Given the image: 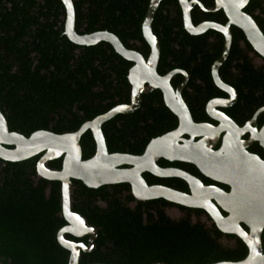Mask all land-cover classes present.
Listing matches in <instances>:
<instances>
[{"label":"trees","instance_id":"obj_1","mask_svg":"<svg viewBox=\"0 0 264 264\" xmlns=\"http://www.w3.org/2000/svg\"><path fill=\"white\" fill-rule=\"evenodd\" d=\"M199 1L206 8L215 5V0ZM149 2L73 0L75 30L79 34L111 32L126 48L147 59L150 47L142 23ZM246 12L264 33V0H250ZM191 16L194 25L205 20L227 21L224 13L206 12L198 6ZM65 18L61 0H0V111L11 132L26 137L40 130L72 133L115 106L130 103L128 73L133 63L106 42L94 46L72 43L64 34ZM152 30L161 44L158 72L178 66L191 73L193 80L183 97L195 122H210L205 103L222 94L213 83L211 66L223 51L224 36L213 30L190 35L178 0L161 1ZM232 34V58L221 75L237 90L239 101L234 109L223 111L243 126L264 107V72L254 67L241 48L244 33L234 26ZM199 60L201 65H196ZM257 121L259 127L264 125V113ZM177 125L161 91H156L142 97L136 112L117 115L103 124L102 131L109 153L141 155L152 139ZM80 145L83 160L94 156L96 145L90 131ZM248 151L264 160L259 144ZM40 157L15 163L0 159V264H69L70 253L57 239L66 224L61 183L39 177ZM62 161H51L48 168L60 170ZM158 165L176 167L205 184L222 186L192 164L161 159ZM143 177L148 185L189 193L187 183L179 178L162 179L149 173ZM73 186L72 211L97 230L94 250L82 253L79 264H215L238 262L248 254L241 239L220 232L203 210L164 199L136 200L126 183L91 189L74 180ZM172 207L183 216L170 217L166 211ZM66 238L77 241L69 235Z\"/></svg>","mask_w":264,"mask_h":264},{"label":"water","instance_id":"obj_2","mask_svg":"<svg viewBox=\"0 0 264 264\" xmlns=\"http://www.w3.org/2000/svg\"><path fill=\"white\" fill-rule=\"evenodd\" d=\"M162 0H150L142 23V34L150 47L147 59L139 52L126 48L120 39L108 31L79 34L75 30V8L73 0H61L66 18L64 34L79 46H94L100 42L110 44L123 59L133 63L128 73L131 85L129 104L117 105L108 112L85 122L77 131L56 134L47 130L32 133L29 137L9 131L7 121L0 111V159L6 162H21L41 155L37 163L39 177L61 183L62 215L67 225L57 235L59 244L69 251V264H79L81 252L89 253L94 248L97 230L87 220L72 211L73 181L97 189L106 185L129 184L136 200L164 199L172 204L204 210L217 229L226 235H235L248 249L247 256L238 262L215 264H264V160L248 151L254 143L264 150V125L259 127L257 118L264 107L258 109L243 126H239L219 108L231 107L237 100L233 87L219 76V70L229 57L232 46L231 26L240 29L254 51L264 58V33L252 16L244 9L250 0H215L213 11L222 9L226 24L206 21L194 25L191 12L194 5L204 6L196 0H178L185 30L193 36L208 30L224 36L220 57L213 63L212 78L228 98L209 101L207 114L218 125L195 122L182 98L188 77L176 89L171 79L172 71L161 76L157 67L161 55V44L153 33L152 25ZM145 85L149 86V89ZM160 90L166 107L177 117V127L152 139L141 155L109 153L102 126L117 115L136 112L141 106V96ZM90 131L96 145L93 157L83 160L80 140ZM248 134L249 138L243 137ZM220 144L218 149H215ZM62 158L60 170L48 168V163ZM182 162L194 165L206 178L226 185L229 192L216 185H205L196 176L178 169L163 168L158 161ZM149 173L157 178H179L189 187V193L163 185H148L143 177ZM224 211L227 216L222 214ZM65 234L77 238L89 237L88 244L67 240Z\"/></svg>","mask_w":264,"mask_h":264},{"label":"flooded vegetation","instance_id":"obj_3","mask_svg":"<svg viewBox=\"0 0 264 264\" xmlns=\"http://www.w3.org/2000/svg\"><path fill=\"white\" fill-rule=\"evenodd\" d=\"M196 1H198L199 3H201V1H199V0H196ZM202 4V3H201ZM203 5V4H202ZM196 6H198V7H200L199 5H194L193 6V8L194 7H196ZM204 6V5H203ZM249 6H250V2H249V4L245 7V12L249 9ZM201 8V7H200ZM204 8H205V10L204 11H206V12H212V13H215V14H221V13H224L223 12V10L222 9H220V10H217V11H213V9L215 8V5L213 6V7H211V8H206L205 6H204ZM202 9V8H201ZM193 10V9H192ZM203 10V9H202ZM247 13V12H246ZM226 17V16H225ZM227 19V18H226ZM206 21H208V20H205V21H202V22H206ZM228 21V20H227ZM227 21H226V23H227ZM201 22V23H202ZM212 22H216V21H212ZM216 23H219V22H216ZM226 23H224V24H226ZM220 24H223V23H220ZM232 27H234V26H231V32H232ZM211 30H208V31H206L204 34H209V33H211L210 32ZM216 32V31H215ZM216 33H219V32H216ZM221 34V33H220ZM222 35V34H221ZM232 43H233V34H232ZM250 47H251V49H250ZM241 48H243L246 52H248V56H249V58L251 59V61H252V64L254 65V67L258 70V71H260V72H264V58H262L260 55H258L255 51H254V49H253V47L249 44V42L246 40V41H242L241 42ZM231 49H232V46H231ZM231 58H232V55H231V50H230V54H229V57H228V59L226 60V62L223 64V66L221 67V69L219 70V76H220V78H221V80H223L222 79V75H221V73L223 72V70L224 69H226L227 67H229V65H230V61H231ZM146 59V58H145ZM196 65H201V60H199V62L196 64ZM195 65V66H196ZM213 65V64H212ZM133 66V65H132ZM157 69H158V67H157ZM211 69H212V66H211ZM158 71V70H157ZM172 71H181V72H183V73H176V74H174L173 75V77H172V79H171V85L173 86V88H177L178 86H180L182 83H183V81H184V79H185V76H184V74L185 75H187V77H188V82H187V84H186V86H185V88L182 90V98H183V100L185 101V103H186V100L184 99V97H183V95L185 94V92L190 88V85H191V82H192V80H193V77H192V74L191 73H189V72H187L185 69H183V68H181V67H178V66H176V67H174V68H172V69H169L166 73H163V74H161V73H159L161 76H165V75H167L168 73H170V72H172ZM211 74V77H212V73H210ZM182 80V81H181ZM212 80H213V78H212ZM213 83H214V81H213ZM215 84V83H214ZM227 84V83H226ZM146 86V88L147 89H149V86L148 85H145ZM216 86V85H215ZM231 86V85H230ZM217 87V86H216ZM232 87V86H231ZM234 88V87H233ZM234 90L236 91V93H237V100H236V102L231 106V107H228V108H219V110L220 111H222V112H224L223 110H230V109H234L236 106H237V104H238V101H239V94H238V92H237V90L234 88ZM156 91H160V90H154V91H152L151 93H149V94H145V95H142L141 96V105H142V97L143 96H146V95H151L152 93H154V92H156ZM229 96L225 93V92H223L222 91V94L221 95H219V94H217V95H215V96H213L212 98H210L206 103H205V112H206V115H207V117H208V120L210 121V122H208V123H211V124H213V125H218V123L215 121V120H213L212 118H210L209 117V115L207 114V104L209 103V101H211V100H214V99H218V98H221V99H226V98H228ZM187 104V103H186ZM188 106V105H187ZM262 108V107H261ZM225 113V112H224ZM262 113H264V112H261L260 114H259V116L262 114ZM226 114V113H225ZM258 116V117H259ZM258 119V118H257ZM258 122V121H257ZM244 139H248L249 138V135L248 134H246L244 137H243ZM258 143H254L253 145H251L248 149H250V148H252V147H254L255 145H257ZM219 146H220V144L215 148V149H218L219 148ZM161 160V159H160ZM159 160V161H160ZM158 161V162H159ZM173 163V162H172ZM165 168H176V167H165ZM179 169V168H178ZM145 174V173H144ZM167 179H170V178H167ZM204 183V182H203ZM205 184V183H204ZM205 185H208V184H205ZM209 185H216V184H209ZM216 186H218V185H216ZM218 187H220V188H222L224 191H226V192H229L230 191V188L228 187V186H226V185H222V186H218ZM189 188V187H188ZM189 190V189H188ZM172 208H174V207H172ZM176 209H178V208H176ZM194 210H201V209H194ZM204 211V210H203ZM205 212V211H204ZM206 213V212H205ZM222 214L224 215V216H227V214L224 212V211H222ZM206 215L207 216H209L207 213H206ZM66 222V221H65ZM88 223V222H87ZM67 225V222H66V224H65V226ZM65 226H63V227H65ZM62 227V228H63ZM90 227H92V226H90ZM61 228V229H62ZM67 235H69V234H65V238H66V236ZM69 236H72V235H69ZM73 238H75V239H77V241H73V240H70V241H73V242H75V243H85V244H88V241H89V237L88 236H85V237H81V238H77V237H74V236H72ZM67 239V238H66ZM67 240H69V239H67ZM94 248H95V246H94ZM94 248H93V250H94ZM92 250V251H93ZM91 251V252H92ZM91 252H89V253H91ZM82 253H85V252H81V254ZM80 257H81V255H80ZM79 263H80V260H79Z\"/></svg>","mask_w":264,"mask_h":264},{"label":"rangeland","instance_id":"obj_4","mask_svg":"<svg viewBox=\"0 0 264 264\" xmlns=\"http://www.w3.org/2000/svg\"><path fill=\"white\" fill-rule=\"evenodd\" d=\"M166 212L172 218H180L181 216H183V213L180 212V210L176 208H169L167 209Z\"/></svg>","mask_w":264,"mask_h":264}]
</instances>
